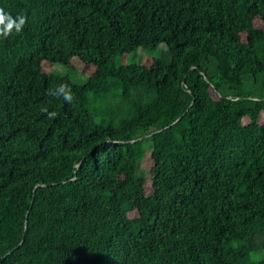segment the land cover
<instances>
[{
  "label": "trees",
  "instance_id": "1",
  "mask_svg": "<svg viewBox=\"0 0 264 264\" xmlns=\"http://www.w3.org/2000/svg\"><path fill=\"white\" fill-rule=\"evenodd\" d=\"M263 250L264 0H0V264Z\"/></svg>",
  "mask_w": 264,
  "mask_h": 264
},
{
  "label": "rangeland",
  "instance_id": "2",
  "mask_svg": "<svg viewBox=\"0 0 264 264\" xmlns=\"http://www.w3.org/2000/svg\"><path fill=\"white\" fill-rule=\"evenodd\" d=\"M236 14H238V12ZM239 14H243V11L240 10ZM234 16L235 15H233V18ZM243 25H245V23ZM241 36H243V34ZM163 49H166V45L164 43L159 44L158 47L152 50L138 48L135 51L123 54L121 56V62L122 63L134 62V63H138L142 65H149L152 61V58L159 56L161 50ZM61 50L71 59L70 65H63L59 63H51V62L44 61L43 69L45 71H49V70L61 71L67 74L72 80H74L75 83L80 85L86 80L88 76H90V74H92V72L95 69V66L93 64H84L80 62L78 58L74 56L72 46L68 42L62 43ZM69 92H70V95L73 96L72 98H74L75 97L74 95H76V91L69 90ZM141 164L146 169L150 167L151 162H150L148 155L144 158V161ZM258 255L259 257L263 256L264 250L256 254V256Z\"/></svg>",
  "mask_w": 264,
  "mask_h": 264
},
{
  "label": "water",
  "instance_id": "3",
  "mask_svg": "<svg viewBox=\"0 0 264 264\" xmlns=\"http://www.w3.org/2000/svg\"><path fill=\"white\" fill-rule=\"evenodd\" d=\"M195 67H197V65H196ZM154 132H156V131H154ZM154 132H151V133H149V134H147V135H144V136H142L141 138L147 137V136L153 134ZM157 132H158V131H157Z\"/></svg>",
  "mask_w": 264,
  "mask_h": 264
}]
</instances>
